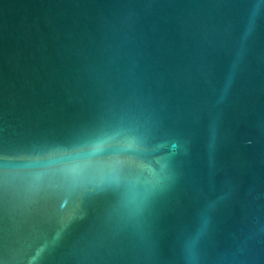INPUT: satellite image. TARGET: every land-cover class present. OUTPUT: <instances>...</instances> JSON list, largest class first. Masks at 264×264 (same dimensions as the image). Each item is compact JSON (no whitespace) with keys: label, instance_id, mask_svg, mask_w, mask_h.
I'll use <instances>...</instances> for the list:
<instances>
[{"label":"water","instance_id":"95a60500","mask_svg":"<svg viewBox=\"0 0 264 264\" xmlns=\"http://www.w3.org/2000/svg\"><path fill=\"white\" fill-rule=\"evenodd\" d=\"M0 264H264V0H0Z\"/></svg>","mask_w":264,"mask_h":264},{"label":"clouds","instance_id":"9594fccd","mask_svg":"<svg viewBox=\"0 0 264 264\" xmlns=\"http://www.w3.org/2000/svg\"><path fill=\"white\" fill-rule=\"evenodd\" d=\"M101 141H97L86 148H57L49 151L37 163L45 170L51 171L62 179L71 182H86L94 185L112 183L118 180L121 161L112 157L105 160H93L101 151ZM130 146L129 145H126ZM41 173L34 178L39 179Z\"/></svg>","mask_w":264,"mask_h":264}]
</instances>
